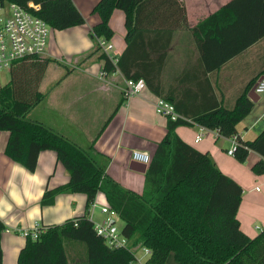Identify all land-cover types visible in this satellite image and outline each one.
I'll use <instances>...</instances> for the list:
<instances>
[{
  "label": "trees",
  "instance_id": "1",
  "mask_svg": "<svg viewBox=\"0 0 264 264\" xmlns=\"http://www.w3.org/2000/svg\"><path fill=\"white\" fill-rule=\"evenodd\" d=\"M0 1L40 5L39 17L54 30L85 24L72 0ZM114 10L124 13L126 28V48L116 69L125 79H143L150 91L161 96L159 79L172 36L188 28L182 0L99 1L92 10L100 23L89 33L94 43L90 55L100 53L97 59L103 62L107 75L115 68L97 40L110 41L113 37L109 20ZM190 31L206 69H216L264 38V0H231ZM51 62L40 58L15 62L9 81L0 87V131L9 133L5 154L33 173L41 151L55 152L69 181L47 190L41 205H52L59 194L80 193L86 196L87 214L42 228L36 240L26 236L17 264H81L68 259L66 242L84 245V264H133L132 249L137 246L150 250L146 264H168L171 254L176 264H264V229L250 238L237 219L243 189L223 174L207 153L197 151L177 136L176 128L188 125L186 122L167 119L166 135L152 154L144 174L143 192L138 194L106 174L108 161L93 146L83 148L30 117L44 99L40 85ZM247 93L236 100L232 109L215 108L191 118L180 115L230 138L238 135V124L253 108ZM162 99L176 111L171 99ZM250 153L260 157L251 172L264 175V129L253 140L239 141L233 157L244 163ZM98 193L105 196L122 221L121 233L130 247L111 249L94 231L88 211ZM5 230L0 221V264L1 234Z\"/></svg>",
  "mask_w": 264,
  "mask_h": 264
},
{
  "label": "crops",
  "instance_id": "2",
  "mask_svg": "<svg viewBox=\"0 0 264 264\" xmlns=\"http://www.w3.org/2000/svg\"><path fill=\"white\" fill-rule=\"evenodd\" d=\"M99 1L72 0L85 24L54 32L49 40L43 58L53 62L48 65L40 85L44 99L31 111L30 117L83 148L93 146L108 161L106 174L122 187L141 194L145 173L129 169L130 152L144 150L153 154L166 135L168 120L156 112V99L168 97L175 103L179 114L190 118L215 108L232 109L246 91L247 97L252 95L257 82L264 77V38L220 67L207 70L190 29L231 0H182L188 28L172 36L159 79L162 97L146 86L140 95L126 98L123 75L114 70L100 78L103 67V62L97 59L100 53L90 55L94 43L89 33L100 23L99 16L92 14V10ZM109 26L114 33L109 55L118 59L126 48L124 13L114 10ZM55 73L58 75L50 77ZM253 98L251 112L237 126V134L244 141L253 140L264 129V94L254 93ZM175 132L190 147L207 153L223 174L244 188V173L237 171L242 167L226 153L231 146L229 139L215 138L207 132L195 142L200 131L193 125L177 127ZM8 140L9 133L0 131V221L6 228L1 234L2 264H17L27 232L37 225L40 228L60 225L87 214L86 196L63 193L55 197L52 205H41L47 190L68 183L67 171L57 160L55 152L45 150L39 153L36 169L30 173L6 156ZM259 159L257 154H249L246 161L250 169ZM250 180V190L260 192L259 186L254 184L257 181L264 184V175L253 174ZM95 200L107 204L102 193H98ZM241 207L242 202L237 212L241 230L254 238L258 234L241 214ZM93 213L95 210L88 215L92 222ZM74 245L68 246L69 252L74 250L76 253L72 259L84 264V253L79 254L78 246Z\"/></svg>",
  "mask_w": 264,
  "mask_h": 264
},
{
  "label": "built area",
  "instance_id": "3",
  "mask_svg": "<svg viewBox=\"0 0 264 264\" xmlns=\"http://www.w3.org/2000/svg\"><path fill=\"white\" fill-rule=\"evenodd\" d=\"M40 5L28 2L25 6H20L6 1H0V69H6L9 73L12 65L15 62L26 60L30 58H43L49 43L50 30L48 24L39 17ZM98 46L100 50L106 54L116 69L117 58L109 55L112 50L110 41L98 39ZM107 76V73L102 69L99 73L100 78ZM125 92L126 98L138 96L146 90L144 80L138 79H125ZM257 95L264 94V77L261 78L256 86L255 91ZM156 112L167 118L169 121L175 122L182 120L188 125L198 127L200 133L196 136L195 142L202 139L204 133L210 132L215 138H220L221 135L217 130H209L200 126L191 120L181 116L175 111V108L169 102L157 98L155 101ZM229 139L231 146L226 151L227 155L234 156V151L242 141L239 135H233ZM152 154L144 150H132L130 152L131 161L144 164L146 168L149 166ZM258 190V188H256ZM99 209L101 214L107 216L103 224L93 222V228L96 234L103 239L105 244L111 249L128 248L129 241L122 235L121 229L116 227V220L118 215L111 209L108 203L99 204L96 200L90 207L88 215H92L93 210ZM91 220V217L89 218ZM42 228L38 225L25 234L30 236L31 239L36 240ZM255 229L260 230L258 226ZM137 248L132 249L134 253L133 264H146L150 257V250L140 247L143 255L139 257L136 252Z\"/></svg>",
  "mask_w": 264,
  "mask_h": 264
},
{
  "label": "rangeland",
  "instance_id": "4",
  "mask_svg": "<svg viewBox=\"0 0 264 264\" xmlns=\"http://www.w3.org/2000/svg\"><path fill=\"white\" fill-rule=\"evenodd\" d=\"M57 31L58 30H54V29L50 30L49 40L51 39V37H53L54 32H57ZM40 59H44V58H40ZM56 75H58V74H56V73L51 74L50 77H53ZM8 81H9V73L7 72L6 69H0V87L4 86ZM259 96H262V94ZM235 162H237L236 163L237 166L242 167L241 170L238 168L237 171H240L241 173L243 172L244 177H245V186L243 188V194L241 197V202H242L241 214L247 220L249 225L252 226L254 232L259 234L262 231V229H264V224H263L264 223V184H262V181H257L254 185L259 186L260 192L253 193L250 190L251 189L250 183L252 182V180H250V176H252L253 174L251 173V169L248 166L247 161L244 163H240V162L235 160ZM106 218H107V216L104 214H101L99 209H95V213H93V221L95 223L103 224L104 221L106 220ZM122 226H123L122 221L117 219L116 220V227L118 229H121ZM255 226H258L260 228V230L255 229ZM72 244H75L78 246V247H76V250L78 251L79 254L85 253V247L83 244H80V243H72ZM68 246H69V243L66 242L65 243L66 254L71 259L74 255H76V253L74 250L69 252ZM129 247H130V244H129ZM137 247L140 248V246H137ZM136 254L141 256V255H143V252L139 249L136 252ZM168 263L176 264L171 259L168 260Z\"/></svg>",
  "mask_w": 264,
  "mask_h": 264
},
{
  "label": "water",
  "instance_id": "5",
  "mask_svg": "<svg viewBox=\"0 0 264 264\" xmlns=\"http://www.w3.org/2000/svg\"><path fill=\"white\" fill-rule=\"evenodd\" d=\"M254 91H255V88L253 89L252 95L250 94L248 96V98L252 102H255V99L253 98V94L255 93ZM129 169L132 170V171H135L137 173H141V174H144L146 172V166L144 164H141V163H138V162H134V161H131V163L129 165Z\"/></svg>",
  "mask_w": 264,
  "mask_h": 264
}]
</instances>
